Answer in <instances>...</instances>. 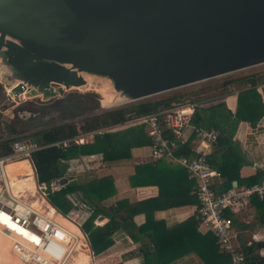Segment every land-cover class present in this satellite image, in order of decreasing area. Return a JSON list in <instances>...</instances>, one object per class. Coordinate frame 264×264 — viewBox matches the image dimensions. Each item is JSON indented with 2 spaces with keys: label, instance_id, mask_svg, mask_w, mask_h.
<instances>
[{
  "label": "water",
  "instance_id": "1",
  "mask_svg": "<svg viewBox=\"0 0 264 264\" xmlns=\"http://www.w3.org/2000/svg\"><path fill=\"white\" fill-rule=\"evenodd\" d=\"M261 65L264 0H0V82L17 100L102 79L111 109Z\"/></svg>",
  "mask_w": 264,
  "mask_h": 264
},
{
  "label": "trees",
  "instance_id": "2",
  "mask_svg": "<svg viewBox=\"0 0 264 264\" xmlns=\"http://www.w3.org/2000/svg\"><path fill=\"white\" fill-rule=\"evenodd\" d=\"M232 85L237 86L238 89L242 87L237 96V109L234 115L230 114L224 104H217L207 108L196 107L190 120V124L196 128L216 129L220 132L217 146L220 148L225 146L226 150L219 157L210 154L208 161L211 167L221 173L224 180L221 189H229L233 180L239 185L245 183L249 186L264 179V175L260 172L249 179L239 178L242 165L238 153L232 151L233 147L229 143L238 123L246 122L254 127L264 116V87L263 96L257 91L258 86L264 85V73L227 81L222 87L226 92ZM0 96L1 99L4 97V89L1 85ZM185 99L174 97L109 110L84 118L79 124L58 125L39 131L31 137L40 146L71 140L90 132L122 125L134 117L185 104ZM200 99L196 97L194 101ZM10 128L9 134L18 135L21 132L16 131L13 125ZM166 136L169 140H173L170 133ZM19 139L16 136L12 140ZM12 140L0 141V157L10 154L9 142ZM150 143L145 126L137 124L111 129L101 135L96 134L92 141L87 143L71 142L66 148L57 146L42 148L33 152L29 160L38 184H45L49 188L54 184H60L58 189L53 188L46 197L49 204L59 213L65 216L72 209L90 211L81 229L94 256L109 249L114 242L113 235L122 231L134 244L143 242L137 249L143 257L141 264H171L178 257L190 252L200 256L203 264H230L229 256L218 250L211 233L196 231L193 217L170 228H167L162 221L155 220L153 214L157 210L197 205L196 198L190 193L192 182L188 180L184 168L179 165L178 168L170 167L160 160L155 165L136 166L134 175L129 178L130 187L157 186L159 189L157 197L143 201L130 202L128 199H122L105 205L103 202L115 194L111 176H103L83 183L62 184L67 162L70 160L82 156L101 155L103 162L111 163L130 158L131 148L150 145ZM174 144L175 157L193 154L188 142L176 141ZM251 202L259 209L264 208V201L253 199ZM139 214L145 215V222L138 226L133 219ZM228 216L232 218L230 214ZM240 249L246 257L247 264H264V258L259 256L255 245Z\"/></svg>",
  "mask_w": 264,
  "mask_h": 264
},
{
  "label": "built area",
  "instance_id": "3",
  "mask_svg": "<svg viewBox=\"0 0 264 264\" xmlns=\"http://www.w3.org/2000/svg\"><path fill=\"white\" fill-rule=\"evenodd\" d=\"M10 94L8 96L13 100ZM197 106V102H187L152 114L131 118L119 126L144 125L146 134L151 140L148 146L154 161L169 158L184 168L188 180L192 182L190 193L197 200L193 213L196 231L198 233H211L215 238L218 250L229 256L230 264H247L244 253L234 243L233 219L236 214L244 211L253 199L264 201V181L243 187L220 188L224 180L220 171L209 164L208 157L210 154L205 151L218 145L220 132L216 129L193 127V137L199 142L203 150L195 149L190 156L175 157L173 155L174 143L181 141L184 130L190 127L191 116ZM108 130H111V128L91 132V135L92 137L96 134L101 135ZM167 133L171 134L173 140H169V137L166 136ZM71 142L78 144L79 138L76 137L46 146H40L34 140L28 142L12 140L9 142L10 154L0 157V213L32 235L36 240L32 241L34 247L42 251L56 264H70L73 255H76L78 238L56 220L54 213L75 220L77 227H81L80 222L84 218L81 215L76 218V215H74L72 218L69 213L64 216L54 207H51L53 212L48 209L44 211L32 209V203H28L27 200L20 197L22 192L19 193V196H15L10 191L11 184L6 166L10 162L29 158L33 152L42 148L50 146L66 148ZM33 179L35 191L40 197L47 200L46 197L52 192L53 188H49L45 184H38L35 174ZM29 192L28 189L23 191V193ZM3 198L13 202L14 205L9 206L2 201ZM33 198L34 196H32ZM88 213L90 214V211ZM33 219H37L44 226L39 234L30 229Z\"/></svg>",
  "mask_w": 264,
  "mask_h": 264
},
{
  "label": "crops",
  "instance_id": "4",
  "mask_svg": "<svg viewBox=\"0 0 264 264\" xmlns=\"http://www.w3.org/2000/svg\"><path fill=\"white\" fill-rule=\"evenodd\" d=\"M263 87L264 85H260L257 88V91L262 96ZM232 90L233 91L215 98L200 97V101H197V108H207L217 104H224L225 107L230 110L232 115H234L237 109V96L242 90V87L238 89L237 86H233ZM121 127L123 126L118 125L117 128ZM193 127L194 126L190 124V127L184 130L180 142H188L192 151H195V149L203 150L202 146L199 145V142L193 137ZM78 138V144H83L90 142L93 137L90 138L87 135H81L78 136ZM229 143L233 147L232 151L238 153V159L242 165L239 170V178L241 180L249 179L255 176L258 172L264 175V116L254 127L246 122L238 123ZM225 150V146L221 148L216 146L212 149H206L205 151L209 154L219 151L216 154V156L219 157ZM160 160L164 161L165 164L170 167L178 168V165L169 158H162ZM27 161L30 163V160ZM158 161H154L152 158L148 145L131 148L130 158L111 163L103 162L101 155L82 156L78 159H73L67 162V170L65 172V177L62 180V184L70 182L83 183L95 178L111 176L113 179L115 194L103 202L105 205H110L122 199H128L130 202L152 199L158 196L159 189L157 186L130 187L129 178L134 175L136 166L143 164L155 165ZM182 176H184V173ZM263 181L264 179L260 182ZM59 185L54 184L52 185V188L58 189ZM231 186L243 187L246 186V184L241 183V185H239L233 180ZM45 201L47 205L52 207L47 200ZM194 210L195 204H190L157 210L153 215L155 220L162 221L167 228H170L182 223L188 218H192ZM73 214L78 216L81 215V217H88L90 215L86 209L76 210ZM133 221L138 226L142 225L145 222V215L139 214L134 217ZM101 223L102 222H100V224ZM232 232L236 246L241 248L255 245L259 256L264 258V208L259 209L253 204V202H251L244 211L239 212L234 216ZM113 240V245L99 255L109 256L116 250L118 251V261L116 263H142L143 257L137 249L143 244V242L134 244L122 231L115 233L113 235ZM256 245H261L262 248L258 249ZM182 247L185 249L184 246ZM91 255L92 257L94 256L92 252ZM171 264H203V261L196 253L190 252L178 257Z\"/></svg>",
  "mask_w": 264,
  "mask_h": 264
},
{
  "label": "rangeland",
  "instance_id": "5",
  "mask_svg": "<svg viewBox=\"0 0 264 264\" xmlns=\"http://www.w3.org/2000/svg\"><path fill=\"white\" fill-rule=\"evenodd\" d=\"M261 73H264V65L234 73L228 76L209 80L196 85L187 86L149 99L129 103L120 107H113L111 109H108L109 107H106L104 105V98L100 93H98V90L102 89L105 91L107 96L110 95L111 97L113 95L111 87L106 81L102 79H89L88 81L91 82V84L88 87L83 89L68 90L64 94V96L47 101H42L37 98L28 100H12L10 97H8V100L5 97H2L1 99L0 96V141L12 140L16 138V136H18L20 138L19 141L28 142L33 139V137L31 136L39 131L67 123L79 124L84 118L91 117L105 111L127 108L141 103L161 101L174 97H183L184 99L186 98V103L195 102L196 100L194 101V99L196 97L200 98L204 96L215 98L217 96L226 94L227 92L233 91L232 85L229 86L228 91L225 92L224 88L222 87L223 83L249 75H257ZM228 111L230 112V110ZM230 114L232 115L231 112ZM11 125L15 127L16 131H21L20 134H9ZM111 129L116 128L114 126L111 127ZM84 135L92 138L91 132ZM26 159L29 160L28 157H26ZM17 177L20 178L19 176ZM32 195L33 194L31 192L21 193L20 197L30 203L34 200V198L32 199ZM37 195L39 196L38 193ZM76 210L78 209H72L69 212V214L72 215V218L75 215L73 213ZM77 216L78 215H76L75 218ZM82 218L84 219L80 222V226H82L84 221L87 219L86 216H82ZM70 221L76 224L75 220L70 219ZM43 227V224L37 219H33L31 221L30 229L35 233L39 234L43 230ZM79 230L83 235V244L86 246L85 249H87V252L89 254V264H112L118 261V251L116 250L109 256L97 255L92 257L90 247L86 240V236L83 233L81 227H79ZM74 256L76 255H73V257ZM71 262L72 259L70 260V264ZM28 264H32V262Z\"/></svg>",
  "mask_w": 264,
  "mask_h": 264
},
{
  "label": "bare ground",
  "instance_id": "6",
  "mask_svg": "<svg viewBox=\"0 0 264 264\" xmlns=\"http://www.w3.org/2000/svg\"><path fill=\"white\" fill-rule=\"evenodd\" d=\"M3 74V70L0 69V75L3 76ZM2 79L0 85L4 89V97L8 99L11 83L3 77ZM85 79L87 81V77ZM90 84L91 82L88 81V86ZM98 93L104 98L103 103L106 107L113 105L116 101L114 97H110V95L107 96L102 89H99ZM12 98L15 99L13 95ZM6 172L11 184L10 191L15 196H19L20 192L23 193L24 189H28L33 194L32 196H34V200L30 202L32 203V209L35 208L42 211L48 209L53 212L52 208L46 204L45 199L39 197L35 191L33 180L34 171L32 170L29 161L23 159L10 162L6 166ZM17 176L21 177L18 178ZM54 216L62 226L67 228L78 238L75 253L76 256L72 258L71 264H89V254L87 249H85L86 246L83 244V235L77 225L56 212L54 213ZM32 241H36L32 235L22 230L16 224L12 223L7 216L0 213V264H28L31 262L32 264H56L42 251L36 249Z\"/></svg>",
  "mask_w": 264,
  "mask_h": 264
}]
</instances>
